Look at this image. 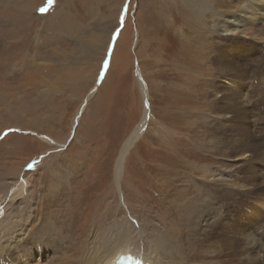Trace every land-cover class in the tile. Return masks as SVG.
Returning a JSON list of instances; mask_svg holds the SVG:
<instances>
[{"label":"rangeland","instance_id":"rangeland-1","mask_svg":"<svg viewBox=\"0 0 264 264\" xmlns=\"http://www.w3.org/2000/svg\"><path fill=\"white\" fill-rule=\"evenodd\" d=\"M198 1L206 9L205 1ZM191 5L189 0H8L3 5L0 185L27 183L22 211L9 207L0 217L6 227L24 215L23 224L27 201L35 202V234L50 231L53 242L68 238L73 261L80 253L85 257L94 234L123 224L128 213L172 241L178 234L176 205L199 191L210 196L201 202L202 229L218 217L229 225L201 236L194 244L199 259L209 260L212 252L214 264H264L259 155L264 138L259 144L253 139L257 148L247 147L248 132L264 136V128L243 114L256 112L259 99L264 105V36L252 44L205 31ZM211 43L215 56L230 61H217L216 73L215 58L206 52ZM237 63L249 65L245 74L254 78L228 69ZM242 95L251 104L242 102ZM146 104L149 119L126 155L118 185L114 170L120 151ZM205 166L224 181L216 186L199 175ZM198 178L206 181L196 187ZM211 198L215 203L207 206ZM241 227L253 242L261 239L243 254Z\"/></svg>","mask_w":264,"mask_h":264},{"label":"bare ground","instance_id":"bare-ground-1","mask_svg":"<svg viewBox=\"0 0 264 264\" xmlns=\"http://www.w3.org/2000/svg\"><path fill=\"white\" fill-rule=\"evenodd\" d=\"M204 1L206 6L208 7V10H206L207 7L206 9H203L204 7L202 8V3L200 1L189 0V2H191L192 4L191 6H193L195 9L196 18L202 21L200 22L198 20L199 23L197 24L202 26L205 31L207 29H210L215 33L220 32L222 36L246 38L252 41V44H255L256 42L259 43V41H261V37L264 36V0ZM7 4L8 0H0V9H2L3 5L7 6ZM204 11H207L206 14H203ZM202 18L206 21L207 28L206 23L203 22ZM252 44H249V48H247V51H251V49H254V46ZM210 45V48L206 52L208 53V55L212 54V56L215 58V63L213 59H211V62L213 65V70L216 73L215 65L217 61L219 63H224L229 60L220 56H215V52H213L215 46H213L212 43ZM2 48L3 46L0 41V49ZM202 48L204 52V46ZM247 56L249 55L247 54ZM234 58L235 57H233L232 59ZM245 65V63L244 65L237 63L228 69H230V71H235V73L242 78H254V75H252L251 72L245 74L243 68ZM246 66L249 67V65ZM261 74L264 75V71ZM138 78L140 79V77ZM247 84L249 89L251 87L249 80L247 81ZM142 91L143 93L145 92V98H147V93L144 86L142 88ZM240 98L242 102L251 104V101L248 97H245L246 99H244L242 95ZM253 100V105H255ZM239 104L240 108L244 109L242 103ZM148 106L149 105L146 104V109L144 111L142 121L135 129L133 135L124 143L120 151L114 170V178L118 185L123 176V165L126 155L128 154L133 143L141 136L149 119ZM258 106L259 107L256 112L253 109L247 111V113L245 112V110H243V114H246L248 115V117L253 118V124L256 122L259 123L257 125V128L261 131L264 128V108L261 109V107L264 105H262L260 99ZM248 135L251 138V142H247V147L249 148H252V146L253 148H257V144H255L254 140H256L257 142L260 139L264 138L262 134H258L257 132L255 134L251 130L248 132ZM259 142L257 143L259 144ZM211 143H213V141ZM259 155L262 157L261 161L264 162V151H259ZM199 168V170L197 169L199 175L203 176L206 179L210 178V182H213L216 186H218V182L224 181L222 174H213L207 166ZM201 180L206 181L205 179L198 178L196 180V187H198V182ZM7 182H3L2 185H0V192H3V195H0V217L3 216L5 212H7L9 207H11L15 212L22 211V199L27 191V183L23 179L21 181H10L9 183ZM215 192H220L221 198L228 197L227 192H225L223 189H215ZM192 194H194V196L189 202L185 201L176 205L175 209L178 212V219L175 221L177 226L175 227L176 230L178 229V234L176 233L177 236L173 237L172 241L168 240L165 235H163V233L161 234L160 230H157L156 227H143L142 225H140L139 221H136L131 216V214L128 213V218L127 220H123V224L119 225V222L109 230H105V232L102 234H94L91 237V245L88 247V251L85 254V257H83L84 254L81 256L80 253V258H73V261L70 257L71 253L68 250L69 247L72 246L71 241L68 240V238H62V240H60L59 242H53V239L48 240L47 238L51 237L49 235L52 234L50 233V231H42L43 234H35L37 229H33L32 225H34V219L37 218V208H35V202L32 203L30 201H27L28 212L23 224H21L20 222L24 215L20 218L18 224L16 222V224L13 225L14 222H12V226L9 228L6 227V221H0V264H115L119 257L122 255H132L138 257L144 264H214L213 256L211 255L212 252L208 253L209 260H200L199 257L202 256V254H199L200 250L198 251V249L194 247V244L198 240L202 239L201 236L203 234H206L210 230H214L220 227L228 228L229 225L226 223H222L221 220H224L223 217H218L217 219L212 221L210 225H208L207 229H202L200 224L201 216L203 214L202 210L200 209V207L202 206L201 202L204 203V201L210 198V196L208 193L202 195L201 192L199 193V191ZM12 202H15L14 207H12ZM213 203H215V199L211 198V200L207 202V206H210ZM194 212H196V214L192 216V213ZM239 214L238 215L241 218L242 214L240 212ZM18 217L20 216L17 215L15 219H17ZM44 219L45 218H41V224H43ZM244 221L242 222L244 223ZM239 232H241V236L239 237H241L243 243V246L241 248L242 253L243 251L245 252V250H247L246 247L249 244H252L254 239L251 234H246L245 230L242 227ZM31 234L39 237H37L34 241H30L28 238ZM262 236L264 237V232ZM260 241L256 238L255 242H253L254 247L258 243L260 244Z\"/></svg>","mask_w":264,"mask_h":264}]
</instances>
